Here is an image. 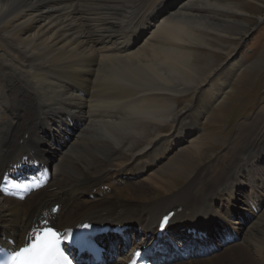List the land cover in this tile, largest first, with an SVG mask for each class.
<instances>
[{
  "label": "bare ground",
  "instance_id": "bare-ground-1",
  "mask_svg": "<svg viewBox=\"0 0 264 264\" xmlns=\"http://www.w3.org/2000/svg\"><path fill=\"white\" fill-rule=\"evenodd\" d=\"M210 2L0 0V176L9 163L31 153L54 163L55 173L61 174L24 202L0 197V233L22 236L36 215L59 203L56 226L61 229L85 220L121 224L131 228L130 240L138 238L134 231L141 227L142 241L162 225L178 237L206 225L212 238L238 236V246L225 255L264 264V107L239 125L216 159L202 160L201 119L224 93L207 94L209 83L197 82L192 58L191 46L205 45L194 29L211 23L196 6ZM125 7L127 16L118 26ZM214 7L235 10L229 4ZM120 27L124 32L117 31ZM98 31L103 34L97 36ZM240 67V61L229 58L224 70L232 76ZM131 88L141 91L125 104ZM194 89V106L181 110L169 101H155L161 96L152 93L180 96ZM96 103L105 108L104 119L96 116L99 121L90 120ZM190 114L196 117L189 129ZM70 121L81 126L75 124V139L65 143L58 132L71 130ZM167 126L171 130L164 132ZM59 151L62 155L52 161ZM187 156L195 165L183 188L159 202L136 200L138 191L173 183ZM129 178L145 184L134 185ZM105 188L111 193L99 196ZM238 205L255 216L243 233L240 225L249 220ZM216 262L215 256L205 264Z\"/></svg>",
  "mask_w": 264,
  "mask_h": 264
},
{
  "label": "rangeland",
  "instance_id": "rangeland-1",
  "mask_svg": "<svg viewBox=\"0 0 264 264\" xmlns=\"http://www.w3.org/2000/svg\"><path fill=\"white\" fill-rule=\"evenodd\" d=\"M210 3L214 4L207 7L196 6L200 15L203 17H210L211 23H209L210 25L207 24V28L205 29L200 27L194 29L195 32L202 33L205 45L199 44V46H191L193 50L192 58L197 69L196 71L199 74V80H197V82L202 81L203 83H209L207 94H212L218 90H224V93L220 99L215 101L207 115L201 119L199 129L203 134V148H205V150L203 149L202 160L204 162L216 159L217 156L225 150L227 143L239 125L251 121L255 113H257L261 107H264V0H211ZM216 3L219 5L229 4L235 10H227V12L222 11L214 7ZM126 16L127 10L125 7L122 19L118 20V26L122 25L124 17ZM119 29L117 31L122 33L126 28L122 29L120 27ZM117 31L114 30L111 32L115 34ZM113 33H104V36ZM95 34L101 36L103 32L98 31ZM229 58L235 63H239V61L241 63L239 70L232 76H230L227 69L224 70L225 65L229 62ZM211 74H214V76L207 79ZM174 83L179 84V89L184 91L188 90V86L183 82L175 81ZM115 87L117 89H122L119 85ZM129 91H131V93L124 99L125 104L133 102V99L140 93L141 89L137 90L131 88ZM152 93L161 96L156 98L155 101H169L175 104L178 110L184 109L189 104L190 106H194L193 95L195 89L190 92H185L180 96H175V93L161 92L159 90L152 91ZM127 109V107H124L125 119L127 118ZM104 110L105 108L102 107L100 103L94 104L90 120L99 121V118L100 120L104 119L106 116ZM115 112L116 110L114 108L111 109L112 116H116ZM8 117V113L2 116V118L6 120ZM195 117V114H190L189 121H186V127L189 129L194 127L193 119ZM169 130H171V127L167 126L164 132ZM74 139L75 136H71V141ZM190 139L191 137L188 140ZM130 148L131 146L129 145L126 149ZM61 155L62 153L60 151L57 152V154L53 155L52 161L58 160V157ZM49 165L52 168L51 179H61V174L57 175L54 171V163ZM194 165V158L187 156L182 169L178 172V176L173 179V183L165 184L163 187L164 189L161 187L158 189L150 188L147 192H144V194L138 191L135 193L136 200L143 203L159 202L164 199L168 193L183 188L185 186V180L192 171ZM138 181L137 183L136 180L133 179L131 183L134 185H139L140 183H143L142 185L145 184L140 179ZM118 196H120L121 199H127L125 195L119 194ZM82 203L85 205L88 202H86L84 198ZM238 206L239 210H241V212L243 211V214L248 215L249 220H243L242 225H240L241 232L243 233L247 224L251 223L252 219H255V216L251 212H246L242 206ZM245 207L248 208L249 206L245 205ZM237 242H240V240ZM235 246H238L236 242L233 245H228L224 249L220 248V252L218 251L219 253L208 254V256L205 257L206 259L195 258L179 261H186L181 262L186 264L188 261L197 259L199 262H195L196 264H205L207 261L213 260L216 256L219 262L214 264H248L245 260L239 258V256L232 259L229 255H225L227 250L235 248ZM179 261L173 262L172 264L180 263ZM110 264L118 263L114 261Z\"/></svg>",
  "mask_w": 264,
  "mask_h": 264
},
{
  "label": "snow or ice",
  "instance_id": "snow-or-ice-1",
  "mask_svg": "<svg viewBox=\"0 0 264 264\" xmlns=\"http://www.w3.org/2000/svg\"><path fill=\"white\" fill-rule=\"evenodd\" d=\"M167 220L168 217L165 216L162 224ZM84 227L88 228L89 226L84 225ZM60 243L61 239L57 230L47 228L35 236L34 242L15 252L7 264H47L48 259L60 251Z\"/></svg>",
  "mask_w": 264,
  "mask_h": 264
}]
</instances>
